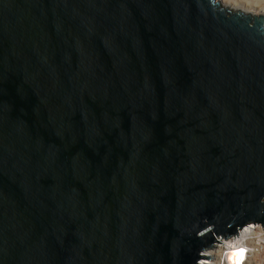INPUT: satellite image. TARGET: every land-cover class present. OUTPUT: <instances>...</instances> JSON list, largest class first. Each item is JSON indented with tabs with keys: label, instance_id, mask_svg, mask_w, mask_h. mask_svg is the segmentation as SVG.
Wrapping results in <instances>:
<instances>
[{
	"label": "water",
	"instance_id": "obj_1",
	"mask_svg": "<svg viewBox=\"0 0 264 264\" xmlns=\"http://www.w3.org/2000/svg\"><path fill=\"white\" fill-rule=\"evenodd\" d=\"M261 25L209 0H0V264H196L264 224Z\"/></svg>",
	"mask_w": 264,
	"mask_h": 264
},
{
	"label": "clouds",
	"instance_id": "obj_2",
	"mask_svg": "<svg viewBox=\"0 0 264 264\" xmlns=\"http://www.w3.org/2000/svg\"><path fill=\"white\" fill-rule=\"evenodd\" d=\"M255 3L258 6L264 5V0H255ZM209 6L216 12H223L226 8L242 11L239 7V0H209ZM259 34L264 37V25H261ZM260 204H264V198H261ZM261 213L264 214V209ZM210 228L197 231V238H203ZM249 240H253L256 244L264 243V224H246L234 236L218 238L214 246L205 247L198 253L200 258L196 264H225L231 250L254 253L257 249L249 245Z\"/></svg>",
	"mask_w": 264,
	"mask_h": 264
},
{
	"label": "built area",
	"instance_id": "obj_3",
	"mask_svg": "<svg viewBox=\"0 0 264 264\" xmlns=\"http://www.w3.org/2000/svg\"><path fill=\"white\" fill-rule=\"evenodd\" d=\"M248 243L257 249L254 253L231 250L228 253L225 264H264V243L256 244L253 240H249ZM214 245L213 243L212 246Z\"/></svg>",
	"mask_w": 264,
	"mask_h": 264
},
{
	"label": "bare ground",
	"instance_id": "obj_4",
	"mask_svg": "<svg viewBox=\"0 0 264 264\" xmlns=\"http://www.w3.org/2000/svg\"><path fill=\"white\" fill-rule=\"evenodd\" d=\"M239 7L247 14L264 17V5L258 6L255 0H239Z\"/></svg>",
	"mask_w": 264,
	"mask_h": 264
}]
</instances>
